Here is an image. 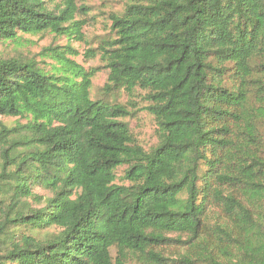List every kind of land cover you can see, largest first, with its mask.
I'll return each mask as SVG.
<instances>
[{"label":"trees","instance_id":"obj_1","mask_svg":"<svg viewBox=\"0 0 264 264\" xmlns=\"http://www.w3.org/2000/svg\"><path fill=\"white\" fill-rule=\"evenodd\" d=\"M88 10L0 0V41L82 40ZM110 20L104 97L59 47L49 70L0 59V116L27 120L0 127V264H264V0H131ZM136 89L150 150L107 98Z\"/></svg>","mask_w":264,"mask_h":264},{"label":"rangeland","instance_id":"obj_2","mask_svg":"<svg viewBox=\"0 0 264 264\" xmlns=\"http://www.w3.org/2000/svg\"><path fill=\"white\" fill-rule=\"evenodd\" d=\"M63 0H57L58 3ZM76 4L87 5V12H79L77 19L85 20L82 28L83 38L77 39L76 36L58 35L51 31L40 34L19 33L15 40L0 41V59L17 58L23 61L34 60L44 69H52L56 64L51 54L55 49L64 51V55L70 60L82 66L86 71L98 67V71L92 78L91 97L98 99L104 97V87L108 82L109 69L105 67L99 47L103 41L113 39L115 33L112 30L110 16L114 13H121L125 4L131 0H75ZM69 46V48L67 47ZM95 54V56H92ZM147 91L136 89L132 94L121 90L114 95H108L111 101H117L125 105L132 115L124 118L128 122L131 131L137 142L146 150H150L158 141V126L155 117L144 106L147 105L145 95ZM22 117L0 116L1 124L9 127L16 126L19 123H26ZM123 169L118 171L121 175ZM37 193L48 196L49 191L38 188ZM165 252L172 256L175 247H165ZM115 255V251H113ZM132 264H140L135 260Z\"/></svg>","mask_w":264,"mask_h":264}]
</instances>
